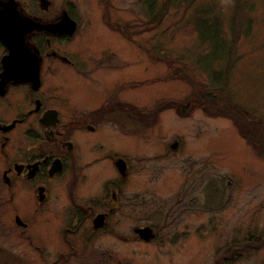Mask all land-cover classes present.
I'll list each match as a JSON object with an SVG mask.
<instances>
[{
	"label": "rangeland",
	"instance_id": "374dc122",
	"mask_svg": "<svg viewBox=\"0 0 264 264\" xmlns=\"http://www.w3.org/2000/svg\"><path fill=\"white\" fill-rule=\"evenodd\" d=\"M51 1L56 11L73 7L79 14L74 34L56 45L93 70L80 75L55 60L48 83L56 98L68 93L78 109L90 94L112 90L140 112L171 104L110 129L108 143L133 165L114 197L103 186L117 175L109 161L82 168L71 188L88 211L69 206L66 173L44 182L42 202L31 183L7 188L0 181V264H264V150L254 149L229 117L235 105L264 127V0ZM219 28L223 39L213 37ZM228 65L226 83L211 78L212 69ZM210 95L226 115L200 103ZM25 129L15 128L0 147V171L23 156ZM96 196L111 204L85 201ZM113 202L108 229L92 231L89 217ZM15 215L29 228L17 226ZM144 224L154 239L124 238Z\"/></svg>",
	"mask_w": 264,
	"mask_h": 264
},
{
	"label": "flooded vegetation",
	"instance_id": "af4514ba",
	"mask_svg": "<svg viewBox=\"0 0 264 264\" xmlns=\"http://www.w3.org/2000/svg\"><path fill=\"white\" fill-rule=\"evenodd\" d=\"M1 1L4 3L8 0ZM14 2L17 4L16 10L21 17L20 21L22 22L24 18L27 19L24 26L27 27L24 32L27 55L24 58L26 60L24 65L20 66L17 72L14 71L5 76L2 58L9 51L0 39V124L2 126L12 124L8 130L0 129V147L4 150L5 145L11 139V132L23 125L26 127L23 133L24 137L26 140H30V144L23 151L25 154L23 153L20 159L11 163L6 162L0 171V181L7 188L12 187L16 182L31 183L37 192V200L42 202L48 196V188L44 182H51L59 175L66 173L70 177L67 185L69 200L71 201L69 206L77 211L82 208L84 211H88V208H91L89 204L85 206L73 200V188L71 187L74 183L72 182H75L77 175L82 174L81 170L84 166L92 165L90 162L93 159L96 161L104 159L110 162L111 166L108 167L117 172L116 177L112 178L111 182H106L103 185L105 187L111 186L107 188L106 197H114L120 183L127 180L133 163L128 157L115 151L116 142L115 147H113L114 145L109 144L106 138L112 135L111 128L129 125L128 122L136 117V112H138L136 118L143 121L148 110L140 112L134 103L129 100H120L112 90L100 95L98 93L90 94V101L80 107L77 105L78 109L70 105L72 103H70L68 93L60 94L56 98L53 87L49 86L48 83V73L54 74L52 68L55 60L62 64L77 67L80 75L87 76L88 72L93 71L91 70L92 66L86 60L82 58L77 60V56L72 57L65 54L56 45V42L68 41L75 31L69 34L66 31L52 30L58 22L60 23L63 15L74 21L77 28L79 26V14L73 7H64L60 11H56L51 0H14ZM26 3H31L32 6L27 7ZM124 24L119 23L120 26ZM102 60H96V66L100 65ZM104 62L107 63L105 60ZM17 66L15 65V67ZM87 133H91V135ZM89 155H91L89 158H93L87 161ZM119 159H121L120 164L123 170L118 167ZM56 162L60 168L54 170L52 165ZM105 164L107 165V163ZM50 169H52L51 174L49 173ZM108 191H110L109 194ZM91 199L85 201L99 204L101 201L103 204L107 203V206L111 204V202L103 201L107 198L102 199L101 196ZM113 205L114 202L109 207L111 211L108 208V211H97L91 216L92 212L89 214L92 231L99 232L108 229V219L114 208ZM98 215L101 217L99 218ZM16 216L21 220V223L16 222ZM96 218L100 219L98 224L95 223ZM14 222L23 230L30 226L18 215L14 216ZM75 225L78 229L77 222ZM144 227L151 229L153 238L143 239L140 237L136 229ZM135 234L144 241L155 238L152 227L145 224L133 226L131 230L124 232V238L132 241ZM64 240L65 242L69 241L72 248L70 240L68 238ZM66 250L68 254L74 251V249L69 250L68 248Z\"/></svg>",
	"mask_w": 264,
	"mask_h": 264
},
{
	"label": "water",
	"instance_id": "95a60500",
	"mask_svg": "<svg viewBox=\"0 0 264 264\" xmlns=\"http://www.w3.org/2000/svg\"><path fill=\"white\" fill-rule=\"evenodd\" d=\"M16 2L14 0H8L6 2H2L0 0V39L5 43V45L8 48V54L2 58V63L4 65V74L7 76L9 73L18 71L17 69L20 68V66L24 65L25 63V55L26 53V47L24 44V32L27 29V27H24L26 25V18L21 20V17L18 15L16 10ZM23 24V25H22ZM23 26V28H22ZM63 26V27H62ZM66 26V27H64ZM75 23L71 19H69L66 15H63L62 20L60 23L58 22L53 28V31H66L67 33H71L74 30ZM29 28V27H28ZM22 58V59H21ZM15 65H18L15 67ZM35 76H36V69H35ZM188 107V104H185L182 107V110L186 109ZM12 127V124L2 126L0 124V129L3 131L8 130ZM177 143L174 142L171 147H176ZM121 159L118 160L117 164L119 165V169L123 170L121 166ZM123 165V164H122ZM54 170L59 169V164L53 163L52 165ZM51 170H49V173L51 174ZM41 190V189H40ZM41 199V197H40ZM100 218L101 215H98ZM99 218H96L95 223H99ZM15 220L17 223H21V220L16 216ZM98 222V223H97ZM136 231L139 232L140 237L143 239H148L153 236L151 233V229L144 227L136 229Z\"/></svg>",
	"mask_w": 264,
	"mask_h": 264
},
{
	"label": "trees",
	"instance_id": "16d2710c",
	"mask_svg": "<svg viewBox=\"0 0 264 264\" xmlns=\"http://www.w3.org/2000/svg\"><path fill=\"white\" fill-rule=\"evenodd\" d=\"M237 9V8H236ZM205 12L207 13L209 11V7L204 8ZM205 18V17H204ZM232 29H235L236 27H231ZM220 31L221 28L219 29H215L213 31V37L214 38H222V36L220 35ZM242 32V30H241ZM233 33V31H232ZM243 33V32H242ZM198 34L199 36L202 37L203 31L202 30H198ZM244 34V33H243ZM223 39V38H222ZM225 40V39H224ZM233 36L230 38V45H232L234 43ZM233 46V45H232ZM229 65L222 68V69H212L210 71V76L211 78H213V80L217 81V82H225L227 79V74L229 71ZM220 74V75H219ZM226 83V82H225ZM211 97V98H210ZM210 97H206L203 101L200 100V103L203 104L205 107H210V109L212 110L213 114H215L216 116L218 115H226V106L224 105V107L221 106H217V104H214L211 100H213V98H215L214 96ZM171 101H159L157 104H155L154 106H152L149 111L148 114L150 113H155L157 111H160L161 108H163L164 106H168V104ZM190 104H194L193 102H191ZM208 111L210 109L206 108ZM231 110L234 111V113H232L229 117L233 120V123L236 125V127L238 128L239 133L243 136L246 137L248 142L251 144V146L254 149H260V151L264 150V127H263V123L261 120H248V118L243 117L242 112L240 107H237L235 105H233V107L229 108ZM138 113H136V117ZM147 114H145L144 116H146ZM142 117V116H141ZM244 119V120H243Z\"/></svg>",
	"mask_w": 264,
	"mask_h": 264
}]
</instances>
